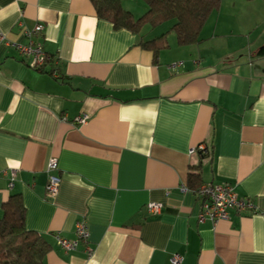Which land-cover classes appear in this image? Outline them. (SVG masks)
I'll return each mask as SVG.
<instances>
[{
    "label": "crops",
    "instance_id": "0c3cea01",
    "mask_svg": "<svg viewBox=\"0 0 264 264\" xmlns=\"http://www.w3.org/2000/svg\"><path fill=\"white\" fill-rule=\"evenodd\" d=\"M122 2L135 17L147 9ZM36 23L56 59L42 70L7 43H28ZM0 35V218L20 193L27 228L50 243L45 264H171L174 253L182 264H264V0H221L197 43L171 31L158 54L99 18L91 0H0ZM12 168L11 188L2 172ZM193 171L234 185L259 212L200 222ZM80 220L89 244L67 251L57 236L75 239Z\"/></svg>",
    "mask_w": 264,
    "mask_h": 264
},
{
    "label": "trees",
    "instance_id": "16d2710c",
    "mask_svg": "<svg viewBox=\"0 0 264 264\" xmlns=\"http://www.w3.org/2000/svg\"><path fill=\"white\" fill-rule=\"evenodd\" d=\"M91 1L99 18L111 21L115 28H126L138 34L141 46L155 54L168 47L167 35L171 31L180 45L197 43L205 22L221 5V0H143L147 9L135 17L124 7L122 0ZM147 25L151 31L166 26L159 35L147 38L142 34ZM201 183L200 172L189 173V188L195 191ZM25 218L21 194H11L3 205L0 218V264H45L50 243L45 236L28 229Z\"/></svg>",
    "mask_w": 264,
    "mask_h": 264
},
{
    "label": "built area",
    "instance_id": "2783aa9c",
    "mask_svg": "<svg viewBox=\"0 0 264 264\" xmlns=\"http://www.w3.org/2000/svg\"><path fill=\"white\" fill-rule=\"evenodd\" d=\"M43 31L44 24L36 23L32 28L25 30L29 38L28 43H11L7 41L8 44L14 45L21 55L28 57L30 66L37 70H42L46 65L52 62L55 63L56 60L55 57L49 54L44 48L43 41L41 40ZM0 38L4 39L5 37L0 35ZM52 73L57 75V69L53 68ZM62 119H66V116L64 115ZM88 120L89 115L86 113L77 116L75 119L78 124L86 123ZM198 148L202 150L205 148V145L202 144ZM58 169V158L56 156H51L46 167L48 175L46 196L48 198H54L59 192L61 177L58 174ZM18 171V168H12L8 171L4 170L2 172L8 175L9 186L11 188L14 186ZM181 188L182 190H186L187 186L182 185ZM194 192L201 199V211L198 216L200 222L210 220L211 222L216 223L219 220L229 219L231 210H235L239 214L245 212H259L255 203L247 197L240 196L236 191L235 186L232 184H216L206 182L202 183ZM147 208L150 212L154 213L159 212L162 205L157 202H149L147 204ZM89 239V227L85 220L77 222L75 239L65 238L60 235L57 236L58 244L67 251L77 249L81 242L88 245ZM91 252L92 249L88 246V253ZM182 262V254L174 253L172 255L171 264H182Z\"/></svg>",
    "mask_w": 264,
    "mask_h": 264
}]
</instances>
